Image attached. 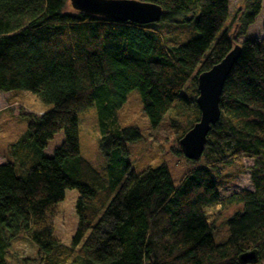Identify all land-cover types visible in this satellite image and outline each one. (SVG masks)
Wrapping results in <instances>:
<instances>
[{"label": "trees", "instance_id": "trees-1", "mask_svg": "<svg viewBox=\"0 0 264 264\" xmlns=\"http://www.w3.org/2000/svg\"><path fill=\"white\" fill-rule=\"evenodd\" d=\"M144 1L163 8L161 22L192 15L185 22L196 19L200 37L168 46L158 23L78 12L71 0H0V92H31L52 106L42 114L20 111L27 133L10 146L12 161L0 163V231L6 242L0 243V264H9L6 250L23 233L38 247L36 264H244L240 257L253 251L264 260V37L239 44L242 53L224 87L221 119L204 156L190 160L195 165L179 184L165 164L130 170L129 145L142 140L143 132L123 128L113 117L139 90L150 124L158 129L182 100L184 122L177 123L189 127L181 140L201 118L199 76L233 50L236 36L246 38L264 0H245L234 17L235 37L229 28L231 0ZM94 104L110 181L101 180L81 154L79 115ZM61 133L65 140L53 150ZM244 158L255 162L254 190L223 197L213 171ZM128 170L120 186L116 174ZM69 190L79 192V222L67 245L56 235V220ZM211 206L238 209L226 222L230 237L224 244L214 238Z\"/></svg>", "mask_w": 264, "mask_h": 264}, {"label": "rangeland", "instance_id": "rangeland-1", "mask_svg": "<svg viewBox=\"0 0 264 264\" xmlns=\"http://www.w3.org/2000/svg\"><path fill=\"white\" fill-rule=\"evenodd\" d=\"M244 3L245 0H231L232 20L229 28L232 36H236L238 33V25L234 17L240 10L244 9ZM190 18H192V15L180 17L175 23H158V27L163 32L165 43L168 46L180 47L200 37V33L195 26L196 19L193 22H185L186 19ZM263 26L264 7L262 14L257 19V23L250 28L246 38L234 36L236 44H241L246 39L261 40L264 37ZM183 94H187V88ZM185 107L186 102L178 101L166 115L162 125L158 129H154L144 110L140 91L135 90L129 94L125 105L116 110L113 117L121 127L137 126L143 132L144 138L142 140L129 145L130 170L134 169L141 172L150 166L159 167L165 164L170 168L175 183L179 184L185 174L194 167L195 164L187 159L183 153L176 152V149L180 148L179 136L189 127L187 126L184 129L183 125L178 124L184 122L181 121V118L186 112ZM23 108L33 113L42 114V112L50 111L52 106L43 103L31 92H0V163L7 160L12 161L9 155L10 146L17 143L27 133L28 120L19 116ZM177 109H179V113ZM79 118L81 154L90 162L101 180L110 181L113 175L100 150L102 133L98 104H94L89 110L81 113ZM64 140V133L59 134L52 142L53 150L61 145ZM51 155L52 151H49L48 156ZM254 164V160L244 158L234 165L222 166L213 171L223 197H229L244 189L254 190L250 171ZM130 170L116 174L121 178L120 186L125 182ZM84 180L88 183L91 182L88 178ZM78 198V191L69 190L67 191L66 200L58 207L60 214L56 220V235L67 245L71 244L78 227L79 220L76 212ZM237 210L223 211L220 207L215 206L207 209L210 222L215 227L214 238L217 244H224L228 241L230 231L226 222ZM4 239L5 237L0 231V243L6 244ZM37 257L38 247L28 233H23L17 239L12 240L6 250V258L9 264H36L34 259H37ZM27 259L29 260L28 262H26ZM250 264H264V260Z\"/></svg>", "mask_w": 264, "mask_h": 264}, {"label": "water", "instance_id": "water-1", "mask_svg": "<svg viewBox=\"0 0 264 264\" xmlns=\"http://www.w3.org/2000/svg\"><path fill=\"white\" fill-rule=\"evenodd\" d=\"M71 5L75 11L119 22L146 25L159 23L163 18L161 6L140 0H71ZM241 53L238 44L219 64L198 78L197 104L201 118L179 142L180 150L191 161L204 156L212 128L221 119L220 103L226 81ZM240 260L244 264L258 263L259 257L253 251L242 255Z\"/></svg>", "mask_w": 264, "mask_h": 264}, {"label": "crops", "instance_id": "crops-1", "mask_svg": "<svg viewBox=\"0 0 264 264\" xmlns=\"http://www.w3.org/2000/svg\"><path fill=\"white\" fill-rule=\"evenodd\" d=\"M43 113V112H42Z\"/></svg>", "mask_w": 264, "mask_h": 264}]
</instances>
